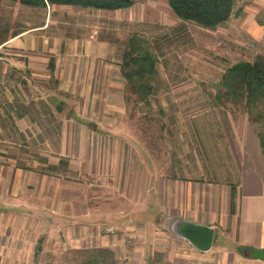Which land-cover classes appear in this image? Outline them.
Instances as JSON below:
<instances>
[{
	"label": "rangeland",
	"instance_id": "rangeland-1",
	"mask_svg": "<svg viewBox=\"0 0 264 264\" xmlns=\"http://www.w3.org/2000/svg\"><path fill=\"white\" fill-rule=\"evenodd\" d=\"M21 31L0 45V112L6 114L0 113V172L13 165L34 179L12 194L7 172L0 173V211L18 207L25 238L19 259L7 249L9 258L0 263L218 264L232 244L215 247L211 262H202L187 257L160 225L137 218L161 214L139 158L165 175L214 177V169L228 164L227 134L235 137L244 125L264 133V121L252 124L244 105L226 98L220 85L228 67L264 53V0H237L230 19L215 28L180 19L167 0H134L118 10L0 0V42ZM134 35L157 59L145 101L127 88L122 67ZM117 149L119 160L132 162L125 161L126 178L119 181L106 172L113 164L99 171L98 162L102 150L114 161ZM85 197L101 213L100 235L90 229L67 235L75 220L66 219L63 200L76 205ZM232 252L243 254L241 247Z\"/></svg>",
	"mask_w": 264,
	"mask_h": 264
},
{
	"label": "crops",
	"instance_id": "crops-1",
	"mask_svg": "<svg viewBox=\"0 0 264 264\" xmlns=\"http://www.w3.org/2000/svg\"><path fill=\"white\" fill-rule=\"evenodd\" d=\"M16 37L1 41L0 45L5 44V42H12ZM8 100H11L12 103L14 102L13 97H8ZM0 113L2 114L1 116H6L3 111ZM16 113L17 118H19L20 114ZM227 135L228 139L226 140H229V144H225V147L229 149L227 155L228 164L214 169V177H195L190 174L165 175L157 169L150 168L145 158L141 156L139 158V170L147 173V193H151L150 195L154 197V203L161 211V214L158 215L157 220H152L146 215L138 216L137 218L141 221L143 220L144 223L149 220L152 221L151 224L160 225L163 230H161L162 234L169 237L172 241L176 240L178 242L176 243L177 247L186 253L189 258L198 256V258L203 259L202 262L210 263L211 255L208 254L213 252L217 246L226 248L223 244L229 243L233 245L232 249L226 252V255L219 257V260L216 259L218 264H264L262 260L253 259L239 253L236 256L232 252V250L236 251L239 247L251 249L264 247V153L261 141L252 125H244L240 132L234 133L235 137H232L233 133ZM120 150L114 151L117 158L114 161L112 160L113 163L109 158L106 161L104 154H102L105 150H102L98 158L99 166H101L99 171H102V166L106 168L113 164L111 166L114 170L109 167L106 172L114 175L118 181L126 178L125 161H127L129 167H132V162L129 159L119 160ZM104 163L107 164L104 166ZM127 169L131 173L132 170L130 168ZM2 171L3 173L7 172L6 175L10 178L12 194H16L14 189L21 188L26 180L30 184V178H32V181L34 179V175L28 173V170L13 165L7 166L5 171L4 169ZM123 172L124 175L122 176ZM16 199L18 200V198ZM70 199L73 200L74 198ZM67 201L70 202L67 199L63 200L65 203H63V210L67 215L66 219L75 220L73 221L75 224L72 229L65 230V233L71 235L83 229H90V234L94 236L100 235L99 222L101 221V213L94 209L92 198L85 197L76 205L73 202L68 205ZM27 204V214L34 217L35 202L29 201ZM68 208H70V211ZM147 209V205H145L141 206L139 210L143 213ZM18 216H20L18 207H13L6 212L0 211L1 261L9 258V255L6 254L7 249L10 250L11 259H19V247L24 243L25 238L23 239L24 233L20 236L18 231L19 227L16 223ZM172 218H181L214 227L216 232L212 249L210 251H201L186 239L171 233L166 226ZM96 228L98 231H95ZM171 249L170 253L173 252L172 254L174 255L176 250ZM221 252L225 251L221 249ZM155 259L158 263L162 261L160 257Z\"/></svg>",
	"mask_w": 264,
	"mask_h": 264
},
{
	"label": "trees",
	"instance_id": "trees-1",
	"mask_svg": "<svg viewBox=\"0 0 264 264\" xmlns=\"http://www.w3.org/2000/svg\"><path fill=\"white\" fill-rule=\"evenodd\" d=\"M32 7L49 5H73L99 10H118L129 8L134 0H13ZM173 12L182 20L194 21L206 28H215L227 22L235 12L237 0H167ZM21 32L12 34L6 40ZM156 57L150 47L134 35L125 50L123 72L127 88L137 95V100L145 101L153 92L149 80L157 73ZM53 66V63H51ZM220 85L226 98L242 103L252 124L264 121V53L257 54L253 60H239L227 68ZM220 98L221 95H218ZM263 153L264 133L257 132ZM242 253L246 255L241 247Z\"/></svg>",
	"mask_w": 264,
	"mask_h": 264
},
{
	"label": "water",
	"instance_id": "water-1",
	"mask_svg": "<svg viewBox=\"0 0 264 264\" xmlns=\"http://www.w3.org/2000/svg\"><path fill=\"white\" fill-rule=\"evenodd\" d=\"M166 228L174 235L184 238L201 251H210L215 241V228L210 225L181 218H172ZM246 255L264 261V247L252 248Z\"/></svg>",
	"mask_w": 264,
	"mask_h": 264
},
{
	"label": "built area",
	"instance_id": "built-area-1",
	"mask_svg": "<svg viewBox=\"0 0 264 264\" xmlns=\"http://www.w3.org/2000/svg\"><path fill=\"white\" fill-rule=\"evenodd\" d=\"M109 230V229H108Z\"/></svg>",
	"mask_w": 264,
	"mask_h": 264
}]
</instances>
